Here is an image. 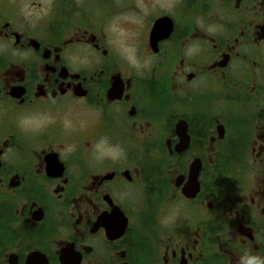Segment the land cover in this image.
Listing matches in <instances>:
<instances>
[{"label":"flooded vegetation","instance_id":"af4514ba","mask_svg":"<svg viewBox=\"0 0 264 264\" xmlns=\"http://www.w3.org/2000/svg\"><path fill=\"white\" fill-rule=\"evenodd\" d=\"M246 253L264 258V0H0V264Z\"/></svg>","mask_w":264,"mask_h":264},{"label":"clouds","instance_id":"9594fccd","mask_svg":"<svg viewBox=\"0 0 264 264\" xmlns=\"http://www.w3.org/2000/svg\"><path fill=\"white\" fill-rule=\"evenodd\" d=\"M174 219L175 216L171 218H165L161 221V224L166 227ZM241 259L243 264H264V258L257 255H252L251 253H246Z\"/></svg>","mask_w":264,"mask_h":264}]
</instances>
